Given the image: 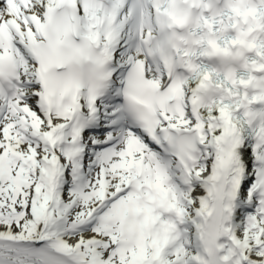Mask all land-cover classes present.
Wrapping results in <instances>:
<instances>
[{
    "label": "bare ground",
    "instance_id": "bare-ground-1",
    "mask_svg": "<svg viewBox=\"0 0 264 264\" xmlns=\"http://www.w3.org/2000/svg\"><path fill=\"white\" fill-rule=\"evenodd\" d=\"M32 1H33V5L30 4L28 6H23L24 2L22 0H18L16 3L10 0V2L14 4V9L17 14L21 12L23 13L32 12L37 16L36 23L31 24L28 27L23 26L10 13H6L5 6L0 3V9L3 10L2 13L0 11V20L2 19L8 20L13 24L22 27L24 29L23 32L27 42L31 41V39L34 37L33 36L34 34L38 35V27L42 26L46 22L45 14H43V12L49 6L51 0H32ZM17 47L18 46H16V48ZM24 55L25 57H27L29 55V52L26 51ZM27 102L29 103V108L32 109L30 113L32 115L39 114L40 117L38 121H35V126H37L38 128L37 131L33 133L34 141L32 143L22 139L18 141L16 137L11 136V139L15 146L12 149L14 150L15 154L20 153L21 156L24 157L25 161L28 159H34V164L38 165L40 168L44 169L45 166V169L47 168L48 170V177L44 179L45 186H43L42 184L37 186L39 188V194H41L39 205L35 207L31 215L22 224H18L14 226L12 224H0V255L14 257L16 260H20L28 264H48L47 262H44L41 259H38L34 256L27 255L24 252H17V251L12 252L10 250L11 248H13L12 244H19V245L44 244V245H48L51 248V250L54 251L55 253L61 254L64 257V260L66 261L67 264H99V263H95L88 255H85L83 251H81V245L83 243L89 244L92 248H94L93 250L96 251V249H98L97 245H98L99 235L92 233H85V232H81L80 234L77 233L76 235H78V239L72 240L69 243V247H65L63 241L70 238L72 234V230L65 231L63 226H61L57 230H53L46 227V224L48 223L55 222L56 220L60 221V219L63 220V216L73 205V203L74 204L77 203V200H74V202L72 201L73 197L79 196V194L76 193L75 191H72V194L69 198L66 199L64 197V193L62 192L64 190V187H66L65 178L62 176V171H63L62 167L64 161L58 156V153L56 152H53L52 155L49 156L46 153L45 148L40 145V143L43 140L36 139L35 136L38 134H41V136H45V131L50 129V127H52L57 123L58 119H61L63 117L62 115L63 110L54 111V108H51V106L55 108H65L67 110V109H73L77 105V103L75 102L74 98L66 105H63L61 102H54L49 107V109L51 108V111L49 112L48 109L46 115H44L40 111H37L39 105H35V99L33 97H30L28 95ZM36 102L38 103V101ZM200 128L201 130L207 131V140L209 145L205 147H201L199 151L200 154L199 157L205 158V161L206 163H208V166H206L207 170L197 173L200 174L199 179L196 180L197 187L201 190H196L194 192L188 191V192L178 193V195L175 198L172 197L171 195L167 197L170 200L169 203L173 207L176 206L175 214H177L178 217H180L184 209L183 207H185L186 205V203L185 204L183 203V200L190 199V197L195 198L192 200L193 205H190V208L199 207L198 214L200 215L202 213L203 215H205V217H207L210 209L205 210L204 207L210 204L209 202L212 200V191L214 187L217 184H219V182L221 184H225L227 187L224 192L225 208H228L229 207L228 203L231 202H233L235 205L242 204L241 194L238 193L237 190L233 189L231 186L232 183H234L235 178L237 177H239V179L245 178V175L242 176L239 170V165H240L239 153L235 152L232 155L229 171L225 175H221L219 173L218 166L216 165L218 161V154L220 152V144L222 142L223 134L215 126V121L209 117H205L204 121L200 122ZM50 136L52 137V141H55L59 138V136L54 132H52L51 129H50ZM18 144L20 145L17 147ZM57 149L58 148H56L55 150ZM36 152H39V156H40L39 158H37V155H35ZM0 155H3L2 150H0ZM113 156L114 155H112V158ZM46 164L49 165L46 167ZM51 171L54 173V179L50 178ZM37 175H38L37 178L40 180L42 174L37 172ZM106 176L108 178L110 177V180L113 183H119L120 178L123 177V175H118L115 170H110V169L107 170ZM261 180L263 179H260L257 182H260ZM57 181L58 184H56ZM162 187L165 186L163 185ZM109 195H112V193H110ZM132 196L133 195H129L128 197L133 201ZM85 197L86 196H83L81 198H85ZM209 197H211V199ZM100 205H101L100 199L97 198L90 205L89 212L94 211L95 213H97V209ZM184 211L185 213H189L192 218L195 217L194 216L195 213L193 210L186 207ZM90 218H91L90 220H92L91 216ZM196 220L198 222H196ZM196 220H193L195 229L194 230L191 229V232L192 233L194 232L193 239L197 237V239L199 240L203 233L202 226L204 224V220H202L201 218L199 219L196 218ZM240 221H241L240 217L238 218L237 221H234L235 226H237ZM85 224H89V222H85L82 226H84ZM261 237L262 240L259 243L260 245L263 246L264 234L261 235ZM254 241H255V235L247 234L245 236V242L247 247L253 248ZM199 249L197 250V255L199 254L197 258L198 260L203 262L204 258L200 254ZM162 256L167 257V255H162ZM239 256H241V254L237 255V257ZM256 258L257 260L262 259V257H256ZM262 260H264V257ZM259 262L260 261H257V264H261ZM203 263L206 264L205 261ZM189 264H194V263L190 262Z\"/></svg>",
    "mask_w": 264,
    "mask_h": 264
},
{
    "label": "rangeland",
    "instance_id": "rangeland-1",
    "mask_svg": "<svg viewBox=\"0 0 264 264\" xmlns=\"http://www.w3.org/2000/svg\"><path fill=\"white\" fill-rule=\"evenodd\" d=\"M32 171L34 172V166H32ZM35 173V172H34ZM21 177L19 179V183H20V188L22 189V192H20V195L24 196L25 194V199H26V207H27V212H29L31 210V208L34 207V205H36L35 203V194L33 191L34 188V183L33 180H26L27 175H22L20 174ZM11 183L7 184L3 190H2V194L0 197V206L2 209V213L4 214V220L2 222L4 223H13V224H17V223H21L19 221H21L20 217H21V205H19V201L16 200V198H13L12 195V188H10ZM98 186L96 185L93 190H97ZM24 193V194H23ZM87 201L83 202L82 204H80L77 208H75L74 210H72L70 212V214L68 215V219H69V224L71 225V221L74 220L76 221L77 219H79L80 217H82L83 215H85L86 210H87V205H86ZM14 206L17 207V214H14L13 210L15 211ZM23 206V204H22ZM1 221V219H0ZM152 246H149V248L147 249H143L141 248V244H140V248H137V246H135L134 248H132L129 252H127V254H131V260L134 263H144L147 260H150L152 258ZM157 252L160 253V249L159 247H157ZM120 255V254H119ZM121 255H123V253H121ZM125 263L126 262H131V260L127 257L125 259Z\"/></svg>",
    "mask_w": 264,
    "mask_h": 264
}]
</instances>
